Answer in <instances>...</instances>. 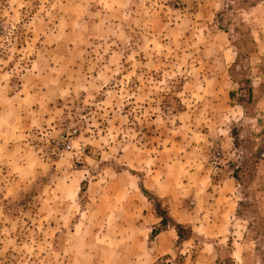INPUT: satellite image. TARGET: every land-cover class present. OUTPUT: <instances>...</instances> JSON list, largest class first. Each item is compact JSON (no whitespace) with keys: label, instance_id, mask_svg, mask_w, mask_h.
<instances>
[{"label":"rangeland","instance_id":"obj_1","mask_svg":"<svg viewBox=\"0 0 264 264\" xmlns=\"http://www.w3.org/2000/svg\"><path fill=\"white\" fill-rule=\"evenodd\" d=\"M229 260L264 264V0H0V264Z\"/></svg>","mask_w":264,"mask_h":264},{"label":"trees","instance_id":"obj_2","mask_svg":"<svg viewBox=\"0 0 264 264\" xmlns=\"http://www.w3.org/2000/svg\"><path fill=\"white\" fill-rule=\"evenodd\" d=\"M152 207V212L156 219H158V228L153 230L150 235L155 236L160 233V230L164 228H171L178 242H184L188 240L190 236V230L188 228L173 223L172 220H170V218L167 216L166 212L161 209L157 203L153 204ZM225 264H232V262L229 260Z\"/></svg>","mask_w":264,"mask_h":264}]
</instances>
